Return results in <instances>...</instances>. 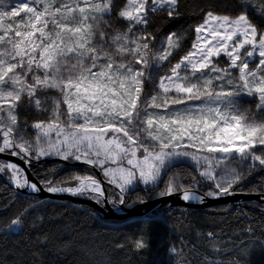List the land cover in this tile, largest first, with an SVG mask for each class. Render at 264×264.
<instances>
[{"label":"snow or ice","instance_id":"1","mask_svg":"<svg viewBox=\"0 0 264 264\" xmlns=\"http://www.w3.org/2000/svg\"><path fill=\"white\" fill-rule=\"evenodd\" d=\"M236 7L217 14L207 0L197 9L201 22L182 29L181 0H0V154L29 168L60 162L29 179L18 164L0 161V174L31 197L0 220V238H19L7 264H45L40 245L49 235H30L45 220L44 193L117 212L179 196L183 206L154 209L116 245L136 253L149 250L153 221L173 212L194 216L188 209L237 194L264 204V177L249 185L264 172V24L248 11L264 19V0ZM156 18L167 24L163 32ZM189 31L194 38L186 42ZM29 111L31 122L22 116ZM180 165L189 166L186 174ZM238 212L237 219H251ZM259 231L250 224L230 234V264H249L253 248L264 249V221ZM205 235L212 247L189 264H218L219 233ZM167 250L177 254L172 243ZM89 264L112 261L91 256Z\"/></svg>","mask_w":264,"mask_h":264},{"label":"trees","instance_id":"2","mask_svg":"<svg viewBox=\"0 0 264 264\" xmlns=\"http://www.w3.org/2000/svg\"><path fill=\"white\" fill-rule=\"evenodd\" d=\"M181 2L186 16L180 27L187 29L189 24L201 22L202 13L197 9L207 0H181ZM213 2L217 6V14H234L239 11L236 7L239 0H213ZM248 11L254 23L264 24V19L253 12L251 7ZM153 22L158 31L163 32L167 28V24L161 23L158 18ZM193 38V33L189 31L186 42H190ZM245 103L252 104L253 101L245 100ZM24 115L28 116L30 122L35 117L31 111L22 113V116ZM59 163L57 160H50L36 164L32 166L31 172L32 174L44 172ZM76 169L79 174H89L84 171L86 166H76ZM178 169L186 174L189 166L180 165ZM60 175H63V172ZM261 177H264V172L254 173L249 179V185L258 184ZM29 199L31 197L28 194L19 193L0 175V220L12 216L14 206H18L17 201L23 202ZM44 201L45 220L41 228L31 232L30 235L35 237L37 231H43L49 235L46 245H40L44 249L42 258L45 264H89L91 256L99 258L100 255L110 259L112 264H189L192 259L212 247L206 239L205 234L208 231L219 233L213 244L221 251L213 252V258L218 261V264H230L233 259L232 251L226 246L230 234L238 235L244 227L251 224L257 226L256 235L260 236L259 226L261 221H264V215H262L264 206L258 202L236 205L218 204L209 208L188 209L189 212L195 213L194 216H183L173 212L171 218L153 221L149 250L136 253L130 247L117 249L116 245L124 242L129 234L139 231L146 217L120 221L106 220L99 217L86 204H74L67 200ZM225 205L231 206L227 212L224 211ZM238 209L247 211L251 219H237ZM21 235L27 237L29 233ZM17 239L19 238L11 237L6 241L0 238V260H4L6 264L12 259L6 253L10 248L13 252L16 251L13 243ZM169 243L176 246V255L168 252ZM28 246L35 249L37 244L33 239L29 241ZM249 264H264V249L254 247L249 256Z\"/></svg>","mask_w":264,"mask_h":264},{"label":"water","instance_id":"3","mask_svg":"<svg viewBox=\"0 0 264 264\" xmlns=\"http://www.w3.org/2000/svg\"><path fill=\"white\" fill-rule=\"evenodd\" d=\"M0 159L18 164L20 167L24 168L25 173L28 175L29 179L33 178V174L31 172L32 167L29 168L28 165L23 160H20L17 157H12L8 153L0 154ZM48 161L50 160H46V161L42 160L39 163L35 161L34 164L32 163V166L36 164L48 162ZM76 166H85V165H76ZM95 172H96L97 178H100L99 171H95ZM21 193L28 194L27 192H21ZM40 198L43 200H67L74 204H86V205H89L93 209V211H95V213L102 219L114 220V221L131 220V219L146 217V215H151L154 209L163 207L165 203H170L173 207L183 206L182 202L179 199V196H173L170 198V200H167V201H159L154 197L153 200L149 201L147 205H136L131 208H125L118 212L114 211L111 207H103L101 205L95 204L91 200H85L83 198H76V197H69V196H56V195H52L48 193H44ZM246 202H258L262 204L260 201V197L258 195L237 194L234 196H229L227 198H221L219 200H208L205 202L203 207L197 205L193 208H209V207H213L218 204H229V203L236 205V204H242ZM262 205L264 206V204Z\"/></svg>","mask_w":264,"mask_h":264},{"label":"rangeland","instance_id":"4","mask_svg":"<svg viewBox=\"0 0 264 264\" xmlns=\"http://www.w3.org/2000/svg\"><path fill=\"white\" fill-rule=\"evenodd\" d=\"M3 2H4V3L11 4V5H15L16 3L19 2V0H3ZM0 175L3 177V179H4L8 184H10V183H9V180L7 179V177H6L5 174H0ZM10 185H11V184H10ZM11 186H12V185H11Z\"/></svg>","mask_w":264,"mask_h":264},{"label":"bare ground","instance_id":"5","mask_svg":"<svg viewBox=\"0 0 264 264\" xmlns=\"http://www.w3.org/2000/svg\"><path fill=\"white\" fill-rule=\"evenodd\" d=\"M0 161H5V160H1V159H0Z\"/></svg>","mask_w":264,"mask_h":264}]
</instances>
